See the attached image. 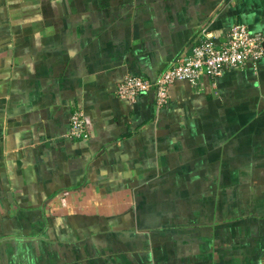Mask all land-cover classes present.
I'll list each match as a JSON object with an SVG mask.
<instances>
[{"label": "crops", "instance_id": "obj_1", "mask_svg": "<svg viewBox=\"0 0 264 264\" xmlns=\"http://www.w3.org/2000/svg\"><path fill=\"white\" fill-rule=\"evenodd\" d=\"M237 22L264 0H0V264H264V55L115 93Z\"/></svg>", "mask_w": 264, "mask_h": 264}, {"label": "built area", "instance_id": "obj_2", "mask_svg": "<svg viewBox=\"0 0 264 264\" xmlns=\"http://www.w3.org/2000/svg\"><path fill=\"white\" fill-rule=\"evenodd\" d=\"M264 55V31L251 30L243 22L234 23L223 40L217 41L212 32L203 26L187 50L171 59L153 77L127 74L117 82L115 93L130 102L140 94L152 92L157 108L167 105L170 85L185 80L195 84L202 77L213 81L225 69L255 64ZM68 136L86 140L89 137L85 116L79 108L69 114Z\"/></svg>", "mask_w": 264, "mask_h": 264}, {"label": "rangeland", "instance_id": "obj_3", "mask_svg": "<svg viewBox=\"0 0 264 264\" xmlns=\"http://www.w3.org/2000/svg\"><path fill=\"white\" fill-rule=\"evenodd\" d=\"M172 198V197H171Z\"/></svg>", "mask_w": 264, "mask_h": 264}]
</instances>
